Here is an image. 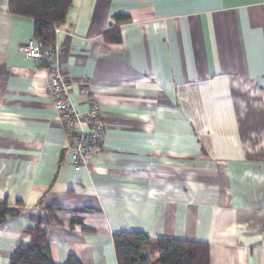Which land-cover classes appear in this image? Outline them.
<instances>
[{"label": "crops", "instance_id": "crops-1", "mask_svg": "<svg viewBox=\"0 0 264 264\" xmlns=\"http://www.w3.org/2000/svg\"><path fill=\"white\" fill-rule=\"evenodd\" d=\"M115 27L121 41H106ZM34 36L0 0V200L22 209L0 223V264L50 207L58 264H118L123 231L264 264V0H72L59 62L74 106L94 96L107 126L80 170L47 67L21 50Z\"/></svg>", "mask_w": 264, "mask_h": 264}, {"label": "trees", "instance_id": "trees-1", "mask_svg": "<svg viewBox=\"0 0 264 264\" xmlns=\"http://www.w3.org/2000/svg\"><path fill=\"white\" fill-rule=\"evenodd\" d=\"M72 5V0H9L13 14L35 20V37L48 44L56 42L55 28L63 23ZM119 21L129 19L120 14ZM108 42L121 41L119 27L105 34ZM45 65V64H44ZM46 66V65H45ZM12 205L8 198L0 200V223L8 217L21 215L20 201ZM53 207L49 208L50 219H34V226L26 232L29 242L19 245L11 257L10 264H58L50 253L48 231L44 226L54 220ZM118 264H210V246L206 242L157 238L152 239L141 231H123L114 235ZM67 264H83L71 255Z\"/></svg>", "mask_w": 264, "mask_h": 264}, {"label": "built area", "instance_id": "built-area-1", "mask_svg": "<svg viewBox=\"0 0 264 264\" xmlns=\"http://www.w3.org/2000/svg\"><path fill=\"white\" fill-rule=\"evenodd\" d=\"M21 50L27 58L38 60L47 67L48 94L71 142L72 164L80 170L89 158L98 156L103 149L107 126L100 104L94 96H90L86 111H79L74 106L59 62L57 42L48 44L34 36L21 46Z\"/></svg>", "mask_w": 264, "mask_h": 264}]
</instances>
